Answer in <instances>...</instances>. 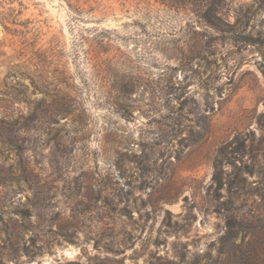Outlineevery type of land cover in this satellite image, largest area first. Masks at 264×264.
<instances>
[{
	"label": "rangeland",
	"instance_id": "1",
	"mask_svg": "<svg viewBox=\"0 0 264 264\" xmlns=\"http://www.w3.org/2000/svg\"><path fill=\"white\" fill-rule=\"evenodd\" d=\"M187 1L0 0V264H264V0Z\"/></svg>",
	"mask_w": 264,
	"mask_h": 264
},
{
	"label": "trees",
	"instance_id": "2",
	"mask_svg": "<svg viewBox=\"0 0 264 264\" xmlns=\"http://www.w3.org/2000/svg\"><path fill=\"white\" fill-rule=\"evenodd\" d=\"M155 1L164 5V0ZM179 1L188 2L187 0ZM179 1L165 0L169 6H175ZM193 5L194 12L202 22L214 27L217 25L218 14L224 5V0H193ZM3 100L0 97V222H4L3 218L6 213L21 214L22 209L14 203L10 191L25 180L21 163L22 116L20 111L7 112L2 104ZM10 155H12L11 158Z\"/></svg>",
	"mask_w": 264,
	"mask_h": 264
}]
</instances>
